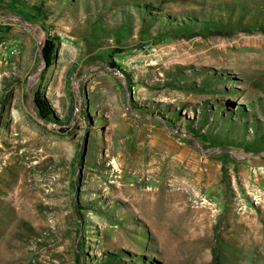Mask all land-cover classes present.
Here are the masks:
<instances>
[{
	"label": "rangeland",
	"instance_id": "obj_1",
	"mask_svg": "<svg viewBox=\"0 0 264 264\" xmlns=\"http://www.w3.org/2000/svg\"><path fill=\"white\" fill-rule=\"evenodd\" d=\"M44 1L0 2V264H264V33L158 36L264 0Z\"/></svg>",
	"mask_w": 264,
	"mask_h": 264
},
{
	"label": "trees",
	"instance_id": "obj_2",
	"mask_svg": "<svg viewBox=\"0 0 264 264\" xmlns=\"http://www.w3.org/2000/svg\"><path fill=\"white\" fill-rule=\"evenodd\" d=\"M69 2V0H66ZM71 1V0H70ZM1 4L9 10H18L24 12L25 17L32 21L41 22L43 27H46V22L52 15L51 8L47 5L46 1L42 0L40 2L30 3L28 0H0ZM148 10V6L145 8ZM198 24H194L193 20L183 22L179 25H176L173 29L161 32L158 36L162 38L167 37H177V38H194L197 36H230L235 31L240 32H253L258 31L264 33V26L258 25L256 22H250L244 24L239 20L236 24L228 22H215V21H205L202 23V29L200 31L196 30ZM59 46V37L48 33L46 41L41 51L42 58L46 63L47 69H50L54 66V63L57 59V51ZM33 103L37 111L38 118L46 123L57 121L55 115V110L52 107L47 96L37 90L33 94ZM208 122V116L205 114V120L202 122L201 127H204ZM222 245L221 242H219ZM215 254V264H220L219 261V250L218 248L214 249ZM116 256L112 255L111 259H115Z\"/></svg>",
	"mask_w": 264,
	"mask_h": 264
},
{
	"label": "water",
	"instance_id": "obj_3",
	"mask_svg": "<svg viewBox=\"0 0 264 264\" xmlns=\"http://www.w3.org/2000/svg\"><path fill=\"white\" fill-rule=\"evenodd\" d=\"M42 48H43V44H41V46H40L41 51H42ZM41 59H42L43 65L46 66V63H45L44 59L42 58V55H41ZM44 123H46V122H44ZM47 124H50V123H47Z\"/></svg>",
	"mask_w": 264,
	"mask_h": 264
}]
</instances>
